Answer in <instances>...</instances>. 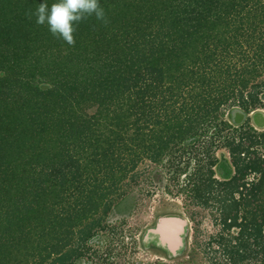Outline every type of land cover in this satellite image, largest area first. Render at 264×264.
Returning a JSON list of instances; mask_svg holds the SVG:
<instances>
[{
    "label": "trees",
    "instance_id": "16d2710c",
    "mask_svg": "<svg viewBox=\"0 0 264 264\" xmlns=\"http://www.w3.org/2000/svg\"><path fill=\"white\" fill-rule=\"evenodd\" d=\"M44 2L0 0V264L73 263L140 163L173 180L205 139L187 186L217 205L206 248L264 264V129L223 120L264 109V0H100L75 46L26 15Z\"/></svg>",
    "mask_w": 264,
    "mask_h": 264
},
{
    "label": "rangeland",
    "instance_id": "374dc122",
    "mask_svg": "<svg viewBox=\"0 0 264 264\" xmlns=\"http://www.w3.org/2000/svg\"><path fill=\"white\" fill-rule=\"evenodd\" d=\"M223 120L233 126L249 122L251 126L263 130L264 109L245 113L240 107L228 108ZM208 144L206 139L197 144L193 148L197 150L195 156L187 152L177 154L181 157L175 164L178 172L173 180L167 164L165 169L150 162L140 163L136 171L139 177L120 188L123 194L115 207L107 215L100 212L94 220L90 219L91 223L97 222L101 227L94 230L95 236L79 249L81 257H76L71 264H229L220 253L214 252L217 245L213 244L212 249L206 248L212 237L222 232V226L217 224L219 222L214 217H219L217 205L212 204L209 209L198 205L191 195V187L187 186V178L197 170V166L201 167L196 164L197 160L203 159V165L206 164ZM215 156L219 160H223V156L230 159L226 150L216 151ZM187 167L188 172L182 174ZM218 173H215V177L221 179ZM167 217L180 218L186 223L182 234L183 246L175 253L166 246L167 251L153 249L151 243L154 236L150 233L156 229L160 219ZM86 223L84 221L80 229ZM158 243L162 245L160 241ZM251 264L263 263L258 259Z\"/></svg>",
    "mask_w": 264,
    "mask_h": 264
},
{
    "label": "clouds",
    "instance_id": "9594fccd",
    "mask_svg": "<svg viewBox=\"0 0 264 264\" xmlns=\"http://www.w3.org/2000/svg\"><path fill=\"white\" fill-rule=\"evenodd\" d=\"M26 15L29 18L34 15L38 25L47 24L53 36L70 46H75L74 33L82 21L94 16L98 21L108 23L100 0H55L51 6L44 2L35 12L29 10Z\"/></svg>",
    "mask_w": 264,
    "mask_h": 264
},
{
    "label": "water",
    "instance_id": "95a60500",
    "mask_svg": "<svg viewBox=\"0 0 264 264\" xmlns=\"http://www.w3.org/2000/svg\"><path fill=\"white\" fill-rule=\"evenodd\" d=\"M185 228L186 223L180 218L167 217L160 219L153 233L159 237V241L163 246L175 253L183 246L182 234H184Z\"/></svg>",
    "mask_w": 264,
    "mask_h": 264
},
{
    "label": "flooded vegetation",
    "instance_id": "af4514ba",
    "mask_svg": "<svg viewBox=\"0 0 264 264\" xmlns=\"http://www.w3.org/2000/svg\"><path fill=\"white\" fill-rule=\"evenodd\" d=\"M150 234H151V236H154V237L151 238V243L153 245V249L157 250L158 248H160V249H163L164 251H167L166 247H164L163 245H161V246L159 245V243H158L159 238L156 235L153 234V231Z\"/></svg>",
    "mask_w": 264,
    "mask_h": 264
}]
</instances>
